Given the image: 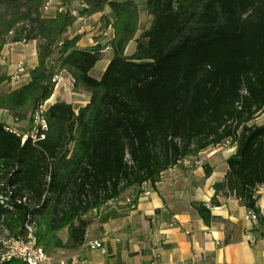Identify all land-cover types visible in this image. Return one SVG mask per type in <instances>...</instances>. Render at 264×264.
Returning a JSON list of instances; mask_svg holds the SVG:
<instances>
[{"label": "trees", "instance_id": "16d2710c", "mask_svg": "<svg viewBox=\"0 0 264 264\" xmlns=\"http://www.w3.org/2000/svg\"><path fill=\"white\" fill-rule=\"evenodd\" d=\"M59 1L68 7L74 0ZM81 1L86 7L77 15L67 8L47 16L48 0H0V54L9 42L32 40L38 52L31 80L0 95V109L32 121L63 71L75 91L91 96L78 112L66 101L50 105L46 138L37 143L23 142L0 121V187L7 191L0 224L13 236L32 224L52 255L76 250L94 211L225 140L237 150L217 192L242 198L259 214L264 123L253 120L264 111V0H147L152 19L144 29L136 0ZM107 6L114 20L103 15L101 30L113 29V57L96 79L90 71L102 46L81 48L80 36L66 33L78 16Z\"/></svg>", "mask_w": 264, "mask_h": 264}, {"label": "crops", "instance_id": "0c3cea01", "mask_svg": "<svg viewBox=\"0 0 264 264\" xmlns=\"http://www.w3.org/2000/svg\"><path fill=\"white\" fill-rule=\"evenodd\" d=\"M138 2V0H136ZM86 7L74 0L68 7L59 0H48L44 13L54 16L67 10L77 15ZM114 20L107 6L104 12L78 16L66 33L67 38L80 36L78 46H102V58L90 71L101 79L113 57L110 44L114 32L110 26L101 30V17ZM140 11V27L142 24ZM152 17L146 11L145 25ZM151 22V21H150ZM149 22V24H150ZM136 49L133 40L127 47ZM38 64L37 42H9L0 54V95L15 90L31 80L30 70ZM87 91H75L70 72L62 80L47 104L66 101L76 112L90 101ZM0 121L21 132L32 124L30 118L18 121L8 110L0 109ZM237 150L234 142L209 146L189 157L191 165L179 162L163 172L155 185L145 183L132 188L94 211L85 242L76 250L60 251L69 264H264V194H257L258 219L249 217L244 200L217 192L229 170L228 158ZM148 192V194H146ZM135 198L132 206L128 199ZM99 239L105 251L89 246Z\"/></svg>", "mask_w": 264, "mask_h": 264}, {"label": "built area", "instance_id": "2783aa9c", "mask_svg": "<svg viewBox=\"0 0 264 264\" xmlns=\"http://www.w3.org/2000/svg\"><path fill=\"white\" fill-rule=\"evenodd\" d=\"M61 80L62 73L54 76L52 81L55 83V89L58 87ZM47 102L48 100L35 111L32 124L25 132H21L10 126H8V129L18 136H21L23 142L30 139L33 143H37L45 139L49 128L45 116L49 107ZM226 141L229 143L230 140ZM180 162L187 165L192 164L188 158ZM146 194H148V192H146ZM257 194H264V184L257 187ZM128 202L132 206H135L136 199L130 198ZM249 217L258 219V214L254 210H250ZM35 231L36 228L32 224L26 223L25 235L10 236L8 240L3 241L1 244L3 251L0 253V263L11 259H17L26 264H69V260L66 257L54 256L48 253L43 246L39 245L35 236ZM89 246L105 251L104 244L99 239L89 242Z\"/></svg>", "mask_w": 264, "mask_h": 264}, {"label": "rangeland", "instance_id": "374dc122", "mask_svg": "<svg viewBox=\"0 0 264 264\" xmlns=\"http://www.w3.org/2000/svg\"><path fill=\"white\" fill-rule=\"evenodd\" d=\"M147 0H138V3L140 4V7H141V11H142V15H143V18H142V24H141V29H144L146 28L148 25H149V22L151 20H148V22L146 23V26L143 27L145 25V15H146V7H145V2ZM254 123H257V124H263L264 123V111L261 112L256 118L255 120H253ZM231 141V140H230ZM6 193L7 191L5 189H2L0 187V200L2 202V200H6ZM94 218V212L92 214L89 215V219L92 220ZM10 236H13L11 234V232L9 231V229H7L4 225L0 224V243L2 244L3 241H6L9 239ZM62 236H66V232H62ZM0 244V253L3 251L2 250V246ZM65 252H69L70 250H64ZM59 252L60 251H57L55 253H53L54 256H59Z\"/></svg>", "mask_w": 264, "mask_h": 264}]
</instances>
